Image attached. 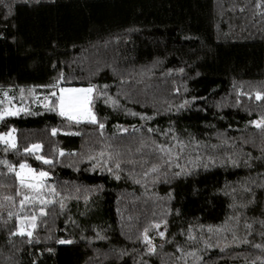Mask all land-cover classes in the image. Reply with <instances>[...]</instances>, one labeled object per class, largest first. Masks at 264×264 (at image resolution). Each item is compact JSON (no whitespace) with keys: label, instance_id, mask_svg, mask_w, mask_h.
<instances>
[{"label":"trees","instance_id":"1","mask_svg":"<svg viewBox=\"0 0 264 264\" xmlns=\"http://www.w3.org/2000/svg\"><path fill=\"white\" fill-rule=\"evenodd\" d=\"M58 80L97 86L90 106L103 137L51 111L56 100L33 103ZM0 90L28 103L0 120L16 144L0 142V264H264V124L252 123L264 121V0H0ZM173 135L194 137L173 161L192 174L152 183V142ZM33 144L42 147L25 152ZM102 150L120 153L119 180L93 170L87 156L102 163ZM20 163L49 173L39 198L17 180ZM45 196L56 203L41 205ZM31 215L29 242L13 233ZM150 223L160 224L152 254L141 237Z\"/></svg>","mask_w":264,"mask_h":264},{"label":"snow or ice","instance_id":"2","mask_svg":"<svg viewBox=\"0 0 264 264\" xmlns=\"http://www.w3.org/2000/svg\"><path fill=\"white\" fill-rule=\"evenodd\" d=\"M27 2V0H25ZM180 72H183V69L179 70ZM63 78V74H61V79ZM59 84V80L57 81V84H53L51 87L55 89ZM107 85H104L103 88H106ZM103 88L99 90L101 95L106 96L107 94L103 91ZM23 91V90H22ZM97 91V86L90 85L87 88H59V95L57 96L56 92L53 91L51 93V96L56 97V101L53 102L54 106L50 109L51 111L57 112V114L60 117L66 118L69 121H75L77 124L81 122H87L92 125H98V128L100 131V136L103 137V129L105 128V124L103 122H100L96 116V114L91 110L90 103H91V95ZM4 100H8L10 103V99L8 97L7 92L3 93ZM264 97L261 96L260 93L256 94V99L260 100ZM111 102L113 106H116L117 102L115 100H112L111 97H108L106 100L107 102ZM4 101H0V104H3ZM187 101H185L184 104L180 105V108H183L187 105ZM47 107V105H45ZM21 111H27L23 108H18L15 106L0 110V120L4 119L5 116H17L20 114ZM135 115V113H133ZM257 127H260L261 124H264V121L256 122L253 121ZM135 130V129H134ZM121 131H126V129L121 128ZM149 132H152L153 130L151 128L148 129ZM171 131V130H169ZM57 133V129H52V134L55 135ZM164 135H168V133H164ZM173 140L176 142L174 144H157L155 141L152 143L154 144V148L151 152H149L148 156H155L156 160L158 162L151 163V166L148 167L144 172V177H151V182L156 183L160 180L161 177L165 178V182H167L169 179L173 178H179L181 175L188 176L191 175L192 172L188 168H184L179 164L173 165L174 160H179L180 156L183 154L186 147H188L189 144L192 143L194 140V137H190L188 142H185L183 140H180L178 137L173 135ZM4 140V136L0 135V141ZM10 147L15 148L16 144L14 142V139L9 134V138L6 141ZM146 145L144 142H141V147H145ZM199 147V143L196 145ZM40 144H33L30 145L29 148L25 149V152H38L41 149ZM176 149H179L177 152ZM137 151H140V149H137ZM60 156H64L65 153L63 150L59 153ZM120 153L113 154L111 151H100L99 157H106V159L101 161L97 158V156L92 155L91 153L88 154L87 159L88 160H95L96 163H93L92 168L95 170L97 166L99 165L101 169L106 168L109 175L114 176L116 180H119L121 177L118 174V171L121 170V163L122 161L119 159ZM37 160H41L46 165H52L54 163L53 160L47 159L43 156H36ZM199 159V157H197ZM109 161H113L115 164V170L112 166L109 165ZM128 163H136L135 161H127ZM233 165L236 164L235 160L230 161ZM7 163V162H5ZM150 161L148 159H143L140 161L141 167H144L145 165L149 164ZM180 168L181 171H172L173 167ZM205 168L208 167L207 164L204 165ZM167 169V171H162V169ZM20 171L15 172L16 178L21 184L22 187L29 189L34 196L31 197V199H37L40 196L44 194V190L46 188V184L44 181L49 177V173L46 171H40L39 173H36L34 169L30 168L25 163L19 164ZM26 170V171H25ZM10 171H15V167H10ZM155 174V175H152ZM136 183H140V180H136ZM50 194L55 197L56 195H59L57 192V189L55 186H52L49 190ZM77 192L80 191L79 188L76 189ZM19 194V193H18ZM72 197H65L59 201L60 210L63 212V210L66 207L65 200L70 199ZM30 200V197L28 195L24 196V199L21 200V205L23 206L25 201ZM85 200L87 201V197H85ZM56 201L54 199H48L46 196L43 199H40V204L43 206H47L50 204H54ZM39 214L41 216L47 215L45 212V208L41 207L39 209ZM23 221H26L27 223H22ZM36 215H31L24 218H18L17 220V230L13 233V235H20V236H27L29 238V242H31V238L33 236V229L36 226ZM248 227H251L250 225ZM160 228L159 223H150L148 226H146L143 231L141 232L142 242L147 245V250L150 254L155 253V247L152 243V239L149 236V232L151 229H158ZM222 229H216V231H221ZM227 230V228L223 229ZM209 231H213V229L209 228ZM159 236L163 239L164 238V232L161 231L158 233ZM99 235V234H98ZM102 238V237H101ZM189 240H194L195 237H193L191 234L188 236ZM60 244H70L72 241L70 240H59L57 241ZM246 242V241H245ZM205 247H211L210 244L205 242ZM256 247H260V245H256ZM49 251H51L49 249ZM179 251V249H178ZM190 255H195V253H190ZM201 257H197V260H200Z\"/></svg>","mask_w":264,"mask_h":264},{"label":"rangeland","instance_id":"3","mask_svg":"<svg viewBox=\"0 0 264 264\" xmlns=\"http://www.w3.org/2000/svg\"><path fill=\"white\" fill-rule=\"evenodd\" d=\"M54 84H57V82L56 83H54ZM53 85V84H52ZM52 85H50V86H48V87H43V88H41V89H38L37 90V92H36V94H35V96H33V103L34 104H37V105H39V106H42V107H45V105H47V107H51V103H52V100H56V97H54V96H51V93L53 92V91H55L56 92V94H57V96L59 95V88L60 87H64V88H87V87H89V86H74V85H65V84H63L61 81H59V84H58V86L55 88V89H53L51 86ZM8 91H10V90H8ZM8 91H3L2 92V90H0V101H4V103H3V107H2V109L1 110H3V109H6V108H9V107H12V106H15V107H18V108H23V109H25L27 106H28V103H25V104H23L24 102H17L16 100L14 101L13 100V96H11V95H9L8 94ZM2 92V93H1ZM4 92H7V94H8V97H9V99H10V103H9V101L8 100H4V96H3V93ZM93 95V94H92ZM92 95H91V101H92ZM91 104V103H90ZM90 106V105H89ZM90 108H91V106H90ZM92 110V109H91ZM6 117V116H5ZM9 134L11 135V137L14 139V142H15V132L13 131V130H9V131H7V132H4V133H1L0 135H3L4 136V140L3 141H0V142H3V143H7L6 141L8 140V138H9ZM8 144V143H7ZM29 166V165H28ZM30 168H32L31 166H29ZM32 169H34V168H32ZM35 170V169H34ZM18 171H20V169H19V166L17 167V169H16V172H18ZM26 171V170H25ZM35 172L36 173H39L40 171H36L35 170ZM45 182V181H44ZM24 223H27L26 221H24Z\"/></svg>","mask_w":264,"mask_h":264}]
</instances>
